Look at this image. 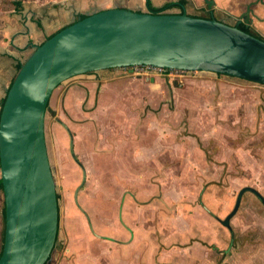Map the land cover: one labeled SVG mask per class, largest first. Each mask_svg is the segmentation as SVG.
<instances>
[{
    "label": "rangeland",
    "instance_id": "obj_1",
    "mask_svg": "<svg viewBox=\"0 0 264 264\" xmlns=\"http://www.w3.org/2000/svg\"><path fill=\"white\" fill-rule=\"evenodd\" d=\"M19 1L41 4L67 0H0V11L14 7L13 2ZM96 1L80 0L79 4L92 6L89 13H93L97 9ZM166 1L171 0H153L156 5ZM260 34L264 37V26ZM116 69L129 78L115 91L106 93L100 131L108 133L109 142L117 134L115 139L119 143L124 132L129 133L130 141L135 142L133 145L140 143L142 132H157L155 137L163 145H178V152L161 155L160 162L153 166L155 174L148 182L149 187L144 185V179L138 181L135 177L139 168H127L128 175L119 173L114 167L115 176L117 180L122 179V185L144 186L143 194L151 190L152 193L138 198L137 191L120 190L113 212L114 230L112 223H106L102 217L99 218L102 232L84 233L69 220H77V217L68 215L62 178L53 160V145L51 139L47 141L46 138L59 195L56 245L61 252L57 264H122L125 260L124 264H131L133 259L137 264L144 258L152 264H160V258H164L163 263L172 264L171 247L195 250L194 254L198 253L200 258L206 260L207 255L212 264H223L231 253L234 257L239 253L249 254L253 248L261 249V244L264 245V205L253 193H246L242 199L238 213L241 211L244 216L237 226L241 230L237 236L232 232L230 240L222 237L221 242H214L218 248L209 247L202 228L209 220L220 227V231L227 230L219 220L232 212L240 190L248 186L258 189L259 176L264 180V85L218 75L226 81V88L221 90L206 84L212 81L211 77H216L211 73L172 70L159 76L163 79L154 77L160 80L153 82L141 74L139 68ZM252 160L258 164L257 170L252 168ZM261 191L264 195V189ZM4 208V195L0 191V252L5 230ZM142 229L149 232L143 239L144 244L145 241L148 244L140 249L144 254H130L126 249L139 239L137 234ZM197 242L201 246L192 248ZM151 243L153 250L149 249ZM69 246L74 249L69 250ZM231 261L232 258L230 264H233Z\"/></svg>",
    "mask_w": 264,
    "mask_h": 264
},
{
    "label": "water",
    "instance_id": "obj_2",
    "mask_svg": "<svg viewBox=\"0 0 264 264\" xmlns=\"http://www.w3.org/2000/svg\"><path fill=\"white\" fill-rule=\"evenodd\" d=\"M153 66L264 85V40L236 26L187 14L97 10L37 46L13 80L0 113L4 241L0 264H46L57 243L59 203L45 135L54 90L107 69ZM264 205L252 187L245 193Z\"/></svg>",
    "mask_w": 264,
    "mask_h": 264
},
{
    "label": "crops",
    "instance_id": "obj_3",
    "mask_svg": "<svg viewBox=\"0 0 264 264\" xmlns=\"http://www.w3.org/2000/svg\"><path fill=\"white\" fill-rule=\"evenodd\" d=\"M74 1L75 3L72 0H67L41 4L27 2L22 4L19 9L10 7L0 11V113L7 92L18 73V66L24 64L35 48L43 44L49 37L73 24L80 15L91 14L89 11L92 6L87 7L86 4H79L80 0ZM219 1L224 7L236 9L250 3H257L259 0L248 3H243L242 0ZM260 1L264 3V0ZM147 2L148 0H97L95 12L113 8L147 12ZM254 9L263 20L260 23L255 22L257 30L261 32L262 26H264V6L260 4ZM127 78L129 77L123 76L117 69L80 75L59 85L54 90L48 104L45 135L47 141L50 138L53 145V160L62 178L65 200L69 205L68 215L77 217V220L73 218L69 220L76 223L80 227L79 230L84 233L102 232L104 229L100 227L101 222L99 223V218L102 219V217L106 223H112L111 228L114 230L113 212L120 190L137 191L138 198L152 193L150 189L151 191L143 194L144 186L122 185V179L117 180L115 176L114 167L118 169L119 173L128 175L127 168H139L136 169L137 176L135 177L138 181L144 179V185L149 187L148 182L155 174L153 166L160 162L161 155L178 152V145H163V142L155 137L157 132L150 134H147L146 131L142 132L140 143L133 145L135 142L130 141L129 133L124 132L120 144L119 140L115 139L118 137L117 134L112 139L114 141L109 142L108 133H104V130L100 131L106 93L115 91V88L123 85ZM156 78L161 79L162 77ZM160 79L152 81L158 82ZM210 80L212 81L206 84L215 88L219 87L221 90L226 88V81L219 79L218 75L211 77ZM255 116L258 117L257 111ZM157 125L162 128L161 123L158 122ZM117 143L120 145H116ZM250 162L252 168H259L254 160ZM132 173L130 171V174ZM260 179L263 178L259 176V190L254 189L261 193V190L264 189V180ZM69 198L71 199L70 203ZM240 212H237L238 217L234 219L236 221L231 219L230 228L225 227L227 229L225 231L222 229L220 231V227L216 224L209 220L206 221V227L202 228V232L206 233L208 238L206 244L209 247L217 246L214 242H221L220 238L222 237L230 240L232 232L236 233V236L241 232L237 226L244 215ZM137 235H139L137 236L139 239L133 241L126 249L130 251V254L135 252L144 254V250H140L141 246L144 248L148 244L147 241L145 244L143 242V239L149 236L147 230L142 229ZM198 245L201 246L197 242L192 248L195 249ZM59 247L56 245L53 264H57V256L59 251L61 252ZM250 247L253 248V246ZM151 248L153 250V243L150 244L149 249ZM217 248L215 247V250ZM70 249H74V247L69 246ZM209 250L211 249L208 248L207 252ZM194 252L195 250L171 247L172 264H212L211 257L206 255L205 260V258H200L198 253L195 255ZM232 256L233 253L225 259L223 264L227 262L230 264L231 258L233 264H264V245L261 244V249H250L249 254L245 252ZM142 260L143 262L140 260L136 263L152 264L151 260L149 262L147 258ZM163 262L164 258H160L159 263L166 264ZM131 264H135L134 259Z\"/></svg>",
    "mask_w": 264,
    "mask_h": 264
},
{
    "label": "flooded vegetation",
    "instance_id": "obj_4",
    "mask_svg": "<svg viewBox=\"0 0 264 264\" xmlns=\"http://www.w3.org/2000/svg\"><path fill=\"white\" fill-rule=\"evenodd\" d=\"M260 4L264 6V3L259 0L257 3H250L236 9H230L229 7H224L219 0H171L163 2L159 6L155 5L152 0H148L146 10L153 13L149 6L161 8L170 5L168 9L163 11L164 13H170L169 10H174V13H185L196 18L216 20L238 28L243 27L250 34L264 39L255 26V22L260 23L263 21L254 9Z\"/></svg>",
    "mask_w": 264,
    "mask_h": 264
},
{
    "label": "trees",
    "instance_id": "obj_5",
    "mask_svg": "<svg viewBox=\"0 0 264 264\" xmlns=\"http://www.w3.org/2000/svg\"><path fill=\"white\" fill-rule=\"evenodd\" d=\"M13 5H14V7L16 8V9H19L20 7H21V5H22V2L21 1H19V2H13ZM170 7V5H166V6H163V7H161V8H155V7H152V6H149V8L153 11V13H156V14H162V13H164L163 11L164 10H166V9H168ZM175 14H181V13H175ZM88 16V14H82V15H80L78 18H77V20L74 22V23H76V22H78V21H80V20H82V19H85L86 17ZM239 29H241L242 31H244V32H247V33H249L245 28H243V27H240ZM250 34V33H249ZM50 38V37H49ZM48 38V39H49ZM262 39V38H261ZM264 40V39H263ZM22 65L23 64H20L19 66H18V72L20 71V69L22 68ZM4 103V102H3ZM2 189H3V186H2V181L0 180V191H2ZM57 198H58V200H59V195H57ZM4 214H5V208H4V210H3V218H4ZM4 221H5V218L3 219ZM58 232H59V229H58ZM4 230H3V241H4ZM58 237V236H57ZM58 239V238H57ZM3 248V247H2ZM55 249H56V246H55V248H54V250H53V252H52V254H51V257H50V259L48 260V262L46 263V264H53V261H54V254H55ZM1 255H2V249H1V252H0V257H1Z\"/></svg>",
    "mask_w": 264,
    "mask_h": 264
},
{
    "label": "built area",
    "instance_id": "obj_6",
    "mask_svg": "<svg viewBox=\"0 0 264 264\" xmlns=\"http://www.w3.org/2000/svg\"><path fill=\"white\" fill-rule=\"evenodd\" d=\"M135 69H138L142 71L141 74L146 75L148 79H153L154 77H158L160 75L168 74L169 71L172 70H166V69H161L153 66H137V67H132ZM171 75V74H170ZM183 76V75H181Z\"/></svg>",
    "mask_w": 264,
    "mask_h": 264
}]
</instances>
